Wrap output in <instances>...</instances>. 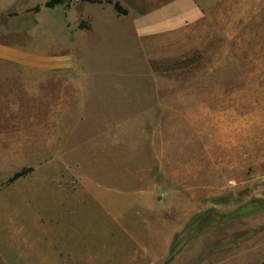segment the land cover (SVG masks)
Listing matches in <instances>:
<instances>
[{
	"label": "rangeland",
	"instance_id": "374dc122",
	"mask_svg": "<svg viewBox=\"0 0 264 264\" xmlns=\"http://www.w3.org/2000/svg\"><path fill=\"white\" fill-rule=\"evenodd\" d=\"M46 1L0 0V44L71 67L43 79L0 61V264H164L208 211L171 264H262L264 0ZM53 121L61 146L13 140ZM53 186L111 199L60 211L48 235L35 221Z\"/></svg>",
	"mask_w": 264,
	"mask_h": 264
},
{
	"label": "crops",
	"instance_id": "0c3cea01",
	"mask_svg": "<svg viewBox=\"0 0 264 264\" xmlns=\"http://www.w3.org/2000/svg\"><path fill=\"white\" fill-rule=\"evenodd\" d=\"M6 10V8L0 9V13H3ZM0 61H4L7 63H15L19 64L24 72H27L29 76L31 74H34V71H37V73L43 75V79H48V74L53 72L54 74L58 73L62 75L61 73H68V81L71 80L69 67L67 70V67L70 66V62L62 59L57 58H51V57H41L38 59H34L29 56V54L26 51H23L18 48H14L12 46L0 44ZM63 67V68H62ZM65 75V74H64ZM40 77V76H39ZM74 84H76L75 76L73 78ZM56 109V107L52 106L50 107V110L53 111ZM61 107L58 106L57 110H59ZM67 111H65L66 113ZM37 127V132L30 131L29 133H19L15 138L13 139L17 145L25 146L29 144H35L34 142H30V138L33 139L34 135L40 137L44 140L45 145H59L61 146L62 138L65 136L66 132V124L62 121H53V122H43L42 124H36L33 125ZM26 129H30V127H26ZM53 131V132H52ZM64 131V132H62ZM68 135V133H67ZM6 139L3 136H0V144H5ZM21 161L20 159H18ZM55 187V190L60 193V198L57 203H55V211H51L50 209H43L38 208V213L36 214V225H53L50 233L48 235H51V232H53L52 235H55L54 230H56L54 227L56 225L59 226L60 224H64V218H61L60 211L67 212L69 216L67 218L70 220L72 215H75V208L77 207L78 203H81L80 205L84 204L87 200L96 199L100 203L103 204H109L110 197L108 195H103L102 187H86L82 191L77 192L76 189L70 186H53ZM80 193V195H79ZM87 194H91L93 197L86 196ZM87 199V200H86ZM84 202V203H83ZM57 204V205H56ZM68 209V210H67ZM54 212V213H53ZM107 213V212H106ZM28 216V215H27ZM26 217V215H25ZM47 220V223L46 221ZM21 224V223H20ZM67 229L68 226H67ZM44 232L46 230L42 229ZM46 235V234H45ZM47 235V236H48Z\"/></svg>",
	"mask_w": 264,
	"mask_h": 264
},
{
	"label": "trees",
	"instance_id": "16d2710c",
	"mask_svg": "<svg viewBox=\"0 0 264 264\" xmlns=\"http://www.w3.org/2000/svg\"><path fill=\"white\" fill-rule=\"evenodd\" d=\"M66 1L67 0H47L45 2L44 6L47 8H54L59 4L65 3ZM79 1H86V2H93V3L104 2V0H79ZM69 2H71V0H69ZM106 2L113 3L112 0H106ZM40 7H41L40 5L36 6L37 9H40ZM114 7L119 13H124V14L127 13V11L121 6V4L118 1L114 2ZM32 171H33V167H24V168H22L16 172H14L13 175H11L8 178L7 183H13L17 179L30 174ZM251 208H252L251 205H249V206H246L244 209H240V210L232 212L228 215H223V216L225 218H230V217L234 218V217H237L240 214L246 212L247 210H250ZM214 216H219V215L216 213H213V212L209 213V211L204 212V213H199L193 219L190 220V222L187 224V227L184 230V232L182 233V235L184 237H186L188 235V238L194 237L195 235L199 234L204 229L205 226H207L208 224H210L212 222V219ZM182 235L178 234L176 236V239L174 240L173 244L171 245L169 256L164 261V264H171V262L173 261L174 256L176 254L177 246L180 243V239H182L181 238ZM262 264H264V262Z\"/></svg>",
	"mask_w": 264,
	"mask_h": 264
}]
</instances>
